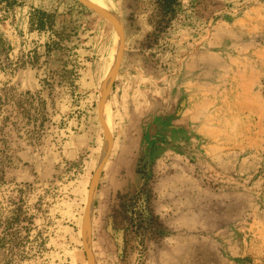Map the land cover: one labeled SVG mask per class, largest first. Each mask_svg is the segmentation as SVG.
I'll list each match as a JSON object with an SVG mask.
<instances>
[{"label":"rangeland","instance_id":"rangeland-1","mask_svg":"<svg viewBox=\"0 0 264 264\" xmlns=\"http://www.w3.org/2000/svg\"><path fill=\"white\" fill-rule=\"evenodd\" d=\"M150 1L0 0V264H264V0Z\"/></svg>","mask_w":264,"mask_h":264},{"label":"trees","instance_id":"trees-1","mask_svg":"<svg viewBox=\"0 0 264 264\" xmlns=\"http://www.w3.org/2000/svg\"><path fill=\"white\" fill-rule=\"evenodd\" d=\"M150 3L152 6L149 9L151 24L157 30L166 29L175 16L177 0H151ZM31 23L39 30H50L61 39L68 35L64 26H61L60 29L56 28L57 18L53 11L35 9L32 12Z\"/></svg>","mask_w":264,"mask_h":264},{"label":"bare ground","instance_id":"bare-ground-1","mask_svg":"<svg viewBox=\"0 0 264 264\" xmlns=\"http://www.w3.org/2000/svg\"><path fill=\"white\" fill-rule=\"evenodd\" d=\"M114 16H115V15H114ZM115 20L117 21V17H116V16H115ZM118 56H119V52H118V49H117V50L115 51L113 57H112V64H113L112 67H113V69H112V72H111V73L114 72L115 66H116V64H117V62H118ZM105 87H106V85H105ZM105 87H104V88H105ZM106 107H107V105H106ZM108 147H109V139H108V141H107V146H106V148H105V153H106ZM110 147H111V146H110ZM90 234H91V223H90V218H88V221H87V224H86V232H85V237H86L87 242H88L89 239H90Z\"/></svg>","mask_w":264,"mask_h":264}]
</instances>
